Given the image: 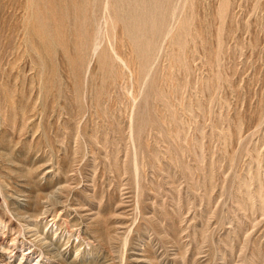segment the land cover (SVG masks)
Listing matches in <instances>:
<instances>
[{
    "label": "rangeland",
    "instance_id": "rangeland-1",
    "mask_svg": "<svg viewBox=\"0 0 264 264\" xmlns=\"http://www.w3.org/2000/svg\"><path fill=\"white\" fill-rule=\"evenodd\" d=\"M0 264H264V0H0Z\"/></svg>",
    "mask_w": 264,
    "mask_h": 264
},
{
    "label": "bare ground",
    "instance_id": "bare-ground-1",
    "mask_svg": "<svg viewBox=\"0 0 264 264\" xmlns=\"http://www.w3.org/2000/svg\"><path fill=\"white\" fill-rule=\"evenodd\" d=\"M94 43H95V42H94ZM96 43H98V42H96ZM96 43H95V44H96ZM94 50H95V49H94ZM57 218H58V217H57ZM55 219H56V218H55ZM43 221H44V220H43ZM48 223H49V222H48ZM48 223H47V224H48ZM32 225H33V224H32ZM52 225H53V226H56V222L53 221ZM32 227H33V226H32ZM32 227H31V228H32ZM28 228H29V226H28ZM35 228H36V227L34 226L33 230L31 229V231H33V233H37V230H36ZM53 228H54V227H53ZM50 229H51V228H50ZM56 229H57V227H56L54 230H52L55 234H56V232H57ZM27 230H28V229H27ZM55 231H56V232H55ZM28 232H29V231H28ZM44 232H45V231H44ZM33 233H32V234H33ZM54 233H53V235H55ZM35 235H36V234H35ZM39 236H40V235H39ZM54 237H55V236H54ZM46 238H47V236H43V239H42V238H41V239H42L43 241H45ZM39 239H40V238H39ZM41 239H40V241H41ZM43 241H42V242H43ZM46 241H47V240H46ZM48 241H49V240H48ZM49 243H50V242H49ZM52 253H53V252H52ZM43 254H44V253H43ZM43 254H42V255H43ZM39 255H40V254H39Z\"/></svg>",
    "mask_w": 264,
    "mask_h": 264
}]
</instances>
